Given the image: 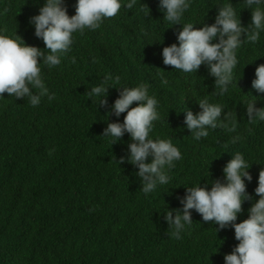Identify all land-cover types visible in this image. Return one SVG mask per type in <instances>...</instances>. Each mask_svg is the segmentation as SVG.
Returning a JSON list of instances; mask_svg holds the SVG:
<instances>
[{
  "label": "trees",
  "instance_id": "1",
  "mask_svg": "<svg viewBox=\"0 0 264 264\" xmlns=\"http://www.w3.org/2000/svg\"><path fill=\"white\" fill-rule=\"evenodd\" d=\"M140 2L150 15L139 11V0L132 9L122 7L96 30L74 34L72 49L61 56L59 66L42 68L54 100L44 97L33 107L27 97L15 100L4 93L0 99V264H225V255L238 245L233 228L216 236L218 226L204 222L195 210H190L191 226L175 239L163 212L166 207L182 208L178 197L185 194L183 185L201 179L207 167L210 175L201 179V186L207 180L223 181V168L235 151L252 163V181L245 183L253 197L242 204L236 223L248 218V209L259 199L254 190L264 168V121L249 124L244 101L255 98L254 106L264 108V93L252 88L255 69L264 64V32L257 44L241 47L236 85L220 97L206 66L187 74L164 65L162 49L178 43L182 25L164 22L159 0ZM218 2L224 0H194L186 18L202 19L196 28L210 25ZM230 2L247 27L252 10L243 0ZM44 3L0 0V11L8 8L0 15V29L15 31L27 45L43 50L29 20ZM63 3L68 15H74L76 0ZM106 76L119 77L116 87L149 85V94L161 104L154 136L171 137L182 153L169 173L170 183L147 197L135 175L138 169L117 163L132 143L130 135L125 133L112 145L110 138L102 137L107 123L116 121L108 110L118 98L117 88L108 91V108H95L96 98H88L91 86ZM205 97L237 115L235 131L229 124L210 129L201 141L190 136L181 110L199 112L197 102Z\"/></svg>",
  "mask_w": 264,
  "mask_h": 264
},
{
  "label": "clouds",
  "instance_id": "2",
  "mask_svg": "<svg viewBox=\"0 0 264 264\" xmlns=\"http://www.w3.org/2000/svg\"><path fill=\"white\" fill-rule=\"evenodd\" d=\"M137 3L138 0H76L75 14L69 16L63 0H45L39 14L29 20L34 26V35L45 45L43 50L27 45L15 31L10 34L0 29V99L4 98V93L15 100L27 97L33 107L39 106L44 97L49 102L54 100L55 94L49 92L42 68L52 69L61 64V56L72 49L74 34H83L85 29L96 30L104 19L115 17L122 7L132 9ZM139 3V11L144 13V17L150 15L149 8L140 0ZM193 3L194 0H159L158 7L164 14V22L171 26L182 25L176 37L178 43L162 49L163 63L187 74H196L201 65L206 66L208 74L214 77L215 94L223 97L234 82L236 85L235 70L241 62L239 50L243 45L257 44L264 32V0H243L245 7L252 10L247 27L242 26L239 13L230 0H224L217 3L220 7L214 23L196 28L194 26L202 19L186 18ZM7 12L5 7L0 15ZM160 75L162 83L166 84L163 73ZM118 83L119 77L113 80L106 76L99 84L92 85L87 95L92 100L96 98L93 100L95 108H108V91L117 88L118 98L108 110V116H115L116 121L107 123L102 137L110 138L112 145L125 133L130 135L132 143L127 145L126 155L117 163H128L138 169L135 175L147 197L170 183L169 173L183 156L171 137L154 136L155 124L161 121V104L154 93L149 94V85L141 82L131 88L114 86ZM252 88L257 93H264V64L256 67ZM134 102L136 106L131 107ZM254 102L255 98L244 101L249 124L264 121V108H256ZM197 103L200 111L195 114L186 107L181 110L184 113L183 126L194 140L201 141L209 136L210 129L228 127L229 124V130L235 131L236 114L225 111L220 103H210L206 97ZM122 113L126 115L120 122ZM232 142L236 143V139ZM231 156L223 168V181L207 180L201 186V179L210 175L207 167L201 179L183 185L185 194L178 197L182 208L166 207L163 218L172 229L171 235L181 239L182 233L193 222L190 210H195L204 222L211 221L218 226L216 236L220 230L234 229L239 243L231 254L225 255V264H264V168L259 172L258 186L254 190L259 199L248 209V218L236 223L243 211L242 204L253 199L247 193L245 183L252 181L248 171L252 163L241 151H235ZM149 157L151 162H146ZM208 185H211L210 189Z\"/></svg>",
  "mask_w": 264,
  "mask_h": 264
}]
</instances>
